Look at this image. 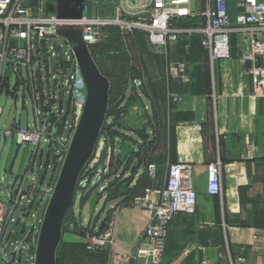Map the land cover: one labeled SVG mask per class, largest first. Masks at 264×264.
Instances as JSON below:
<instances>
[{"label":"crops","instance_id":"1","mask_svg":"<svg viewBox=\"0 0 264 264\" xmlns=\"http://www.w3.org/2000/svg\"><path fill=\"white\" fill-rule=\"evenodd\" d=\"M87 1L88 15L94 14V3ZM237 2L238 0H229L232 17L240 12ZM192 9L196 13L200 10L197 0L192 1ZM203 24L205 20L199 18L189 25ZM260 37L264 40V34ZM199 42V36H186L179 43L171 44L162 51L149 48L148 45L143 56L148 55L150 62L144 68L146 79L141 77L143 86L138 79L115 84L107 78L109 95L104 120V164L107 151L112 149L113 154L110 169L104 167V211H107V216L102 225L108 218H115L117 247L113 253L100 254L102 259L110 262L113 260L115 263L122 261L124 264L134 257L149 221L148 213L134 206L135 196L145 187L163 186L167 169L175 164L186 163L193 168L194 187L198 195L197 211L193 216H177L170 224L169 242L161 264H230L231 260L239 256H245L249 264H264V93L257 90L254 74L259 63L242 58V53L249 50V41L244 35L232 36L233 57L228 60L212 62L207 50ZM47 45L44 44V47ZM54 45L58 50V57L52 56L45 49L48 67L52 57L57 59V72L52 79H48V88L43 85L41 45L34 51L39 86L35 82L33 64L32 67H26L29 77L22 78L17 87L23 83L24 90H28L35 101L36 123L27 127L32 130L40 127L42 130L38 108L41 102L44 125L47 119L57 116L60 121L65 122V129L70 127L69 138L76 120L73 98L66 81L73 72L74 63L69 59V50L64 57L60 51L62 46ZM181 63L186 64L184 70L180 69ZM9 79L5 78L0 84V117L4 114L1 97L6 95L17 98V94L10 88ZM150 82L154 83V87ZM130 85L133 86V93L127 97L126 91ZM137 87L141 88L148 105L136 93ZM114 89L121 90L122 94L119 93L121 96L113 104ZM174 98H177V102L173 101ZM9 115L5 118L6 124ZM123 121L132 125L131 128H121ZM137 123H145L146 126L140 128ZM19 127L21 125L14 114L11 130ZM109 135L115 137V142L124 137L123 142L130 144L135 152L122 162L120 149L117 145L114 146L116 143L111 147L108 144ZM134 135L137 140H134ZM67 142L68 139L62 142L60 150L55 142V166L49 163L47 168V173L53 170L49 183L46 184L47 173L41 177L35 172L34 164L39 148H43L41 145L32 154L34 158L31 159L26 175L22 177V187L20 184L14 192L8 193V198L15 201V210L14 221L8 223L0 243V255L4 263L25 264L23 258L26 250V264H37L41 230L63 170V161L68 155H65ZM96 151L92 158L96 156ZM117 152L118 157H115ZM213 162L222 164L223 192L216 197L207 192V168ZM149 164L158 166L156 181L147 178ZM58 166L59 171H56ZM31 174L34 177L30 180ZM19 195H24L21 201L18 199ZM101 195L99 192L90 193L83 200L80 193L75 191L68 213L76 223H81L83 229L98 228L92 222L87 227L83 221L78 220L74 210L76 200L81 201L80 207L83 209L86 202L91 206L95 196H98L99 202ZM19 211L21 214L17 217ZM29 217L32 218V223L27 238L6 262L7 244L13 238L18 242L17 237L28 230ZM85 241L84 235H80L78 231L73 228L65 231L62 227L55 264H60L59 249L64 242L72 249L71 259H74V264L81 262L77 255Z\"/></svg>","mask_w":264,"mask_h":264},{"label":"built area","instance_id":"2","mask_svg":"<svg viewBox=\"0 0 264 264\" xmlns=\"http://www.w3.org/2000/svg\"><path fill=\"white\" fill-rule=\"evenodd\" d=\"M192 1L108 0L104 3V18L88 15L80 20H63L58 19L56 15L33 13L24 5V0H0V84L5 79L8 65H12L10 68L13 74L16 67H32L35 49L39 48L41 43L47 45L52 38H61L58 35L59 29L80 28L82 40L89 49L100 43L103 28H116L123 32H145L153 46L163 48L179 43L183 37L199 36L200 46L207 50L212 62L231 59L232 36L244 35L248 38L249 50L242 53V58L259 63L254 73L256 88L264 93V40L260 37L264 34V0H238L240 12L235 17L230 15L229 0H197L200 7L197 13L192 9ZM199 18H203L205 24H187ZM105 36L107 37L106 34ZM67 44L69 45L68 42ZM69 47V59L74 63V69L66 81V86L70 88L73 98L75 120L79 121L84 113L88 95L80 66L72 47ZM46 49L49 54L58 57L54 44H48ZM185 67V63L180 64L181 70ZM173 101L177 102V98ZM14 134L19 146L39 148L43 143L48 145L52 142V134L47 128L45 133L40 127L34 130L19 127L4 133L5 137ZM207 172L208 195L220 196L223 192L221 162L210 163ZM147 178L151 181L158 179L156 164L148 165ZM80 185L85 189L88 187L82 182ZM104 190L105 187L102 186L100 191ZM80 197L83 198L84 195L80 193ZM197 202L193 168L186 163L170 166L165 173L163 186L145 187L135 196L134 206L146 211L149 216L143 239L134 255L138 263L161 264L169 242L170 224L177 216L195 215ZM14 204L12 198L8 201L0 200V243L8 223L14 221ZM84 237L90 252L116 248L115 218H110L100 229L84 230ZM230 264L249 263L245 256H239L231 260Z\"/></svg>","mask_w":264,"mask_h":264},{"label":"rangeland","instance_id":"3","mask_svg":"<svg viewBox=\"0 0 264 264\" xmlns=\"http://www.w3.org/2000/svg\"><path fill=\"white\" fill-rule=\"evenodd\" d=\"M94 3V14H90V17L100 16L104 18V3L106 4L108 0H90V2ZM24 5L30 9L35 14H42L46 16L53 15L52 9L54 8L53 2L51 0H24ZM111 6V5H108ZM142 33L141 31L134 30L133 32H123L121 30H118L116 28L112 29H102V39L98 45L91 46L90 54L92 56L93 61L95 62L96 67L98 68L100 74L108 78L110 81L114 82H124L126 80H129L130 82L133 81H139L140 85L142 83V78L146 79V73L144 72L145 65H147V62H150V59L148 55L143 56L144 53H142L139 50V47L136 42V36L138 34ZM104 34L107 35V37H104ZM143 34L146 35L149 48H156L158 51L164 50L163 47H157L153 46L148 39V35L144 32ZM36 44V41H34ZM50 44H56L60 47L61 53L66 57L65 53L70 50L69 45L67 42L62 38H52L49 40ZM45 47L44 44L41 43V55H42V76L44 77L43 85L45 88H48V79H52V77L56 74V66H57V59L52 57L49 61V67L47 66L48 62L46 61L47 58L45 56ZM160 56V55H159ZM16 72H14L13 76L9 79L10 88L13 91V93L17 94L16 96H6L3 95L1 97V105L4 110L3 116L0 117V200L8 201V193L14 192L18 186L21 184L22 177L26 175L27 168L30 165L31 159L34 158V155L32 156L33 152L38 148H35L34 146L30 147V154L26 158L25 163L23 166H21L20 162L22 159V150L26 145L19 146L17 144V138L14 134L11 137H5L4 133L8 130H11L12 122H13V116L16 115L17 122L21 125V127H27L29 124H35L36 120V106L33 96L29 93L28 90H24L23 83L17 87L18 82L22 81V78L27 79L29 77V70L22 65L21 67H16ZM34 74H35V82L39 86L40 80L38 77V66L34 64L33 67ZM122 91L118 89H114L112 91V103L114 104L121 96L119 94ZM133 93V86L130 85L127 88L126 94L127 97H130ZM136 93L142 97V102L146 105H148L147 99L142 92L140 87H137ZM1 95V92H0ZM38 98L40 99V93L38 92ZM117 99V100H116ZM25 103V106H24ZM114 106V105H113ZM38 108L40 110V123L43 132H46V127L44 125V110L42 107L41 102L38 105ZM113 108V107H112ZM10 114V115H9ZM9 115V120L7 121V124L5 123L6 116ZM71 122V119H70ZM79 121L74 122V127L70 133L69 138V131L70 127L67 126L64 134L60 138H54L53 133L51 136V143L46 145L44 148H39V153L35 160V172L36 174H40L41 177L45 176L47 173L48 164H52V166H55L54 156H55V142L58 144V150L61 149L62 142L68 139V145L65 147V155H67L70 151V147L72 145V142L75 138V134L77 130V127L79 125ZM138 124V123H137ZM122 127L124 129L131 128L129 124H126V121L121 122ZM139 125V124H138ZM146 124L143 123L142 125H139L140 128L145 127ZM104 128L105 123L103 121L100 129V135L98 137V140L96 142V145L94 147V152L96 151V156L91 162L90 160L87 162L84 169L81 171L80 180L77 183L76 190L78 193L83 194L85 197L87 194L90 193H97L101 195V198L99 199L97 209L95 211L94 216H91L90 214V203H85L83 209H81L80 200L77 199L74 205V210L76 213V217L79 221H83L85 223V226H89L91 222L93 224L97 225V228L99 229L102 223H104V219L107 216V211H104V206L106 203V200L104 198V191L101 192L100 188L104 187V180L106 176L104 177V167H107L110 169L111 162H112V149H109L107 151V157H105V164H104V150L106 149L105 141H104ZM124 136V135H121ZM134 140H137V137L133 136ZM50 139V138H49ZM124 139V137H122ZM121 138L119 140L122 141ZM108 144L111 147L113 143H116L114 146H118V141L115 142V137L112 135H109L108 138ZM72 141V142H71ZM54 142V143H53ZM118 148V147H117ZM93 152V154H94ZM118 152L115 153V157H118ZM66 159L63 161L65 164ZM91 164V165H89ZM89 165V166H88ZM98 165V168H97ZM42 166V167H41ZM59 166L56 171H59ZM53 175V170H49L46 176V184L51 181V177ZM34 177V175H30L29 179ZM86 184L88 187L87 189L82 188L80 183ZM22 187V184L20 185ZM24 195H19V201L23 199ZM21 199V200H20ZM83 200L85 198H82ZM14 201V200H13ZM15 202V201H14ZM83 202V201H82ZM81 210H84L81 212ZM21 212H17V217ZM26 219V218H25ZM110 219V218H108ZM28 221V230L23 233V235L18 238V242H15V239H11L9 243L6 246V252L8 254V257L6 258V262L10 260L12 257L13 252L16 250L17 247L20 246V243L24 241L28 234L29 229L31 228L32 218L29 217ZM13 227V226H12ZM11 227V229H12ZM63 227L65 231H69L70 228L74 231H78L80 235H84V230L81 227V223L78 224L75 222L74 217H72L71 214L67 213L64 220H63ZM21 227L17 229L18 232H20ZM89 231V230H88ZM93 231V230H91ZM77 233V232H76ZM19 235V234H18ZM17 236V235H16ZM1 250V248H0ZM104 250L97 251V252H90L87 250L86 244L84 243V246L81 247V250L78 251V264H123L122 261H118V263H115V261H108L105 259H102L100 257V254H104ZM106 252H114V249L108 250ZM72 249L68 247L67 243L64 242L59 249V261L60 264H74V259L72 261ZM112 255V254H111ZM27 257H28V251L25 250L23 261L26 264L27 263ZM0 263L6 264L1 258L0 255ZM124 264H140L138 261L132 257L128 261H125Z\"/></svg>","mask_w":264,"mask_h":264},{"label":"water","instance_id":"4","mask_svg":"<svg viewBox=\"0 0 264 264\" xmlns=\"http://www.w3.org/2000/svg\"><path fill=\"white\" fill-rule=\"evenodd\" d=\"M88 10L87 0H55V6L52 9L56 17L63 20H80L88 16ZM58 35L67 40L73 49L86 83L88 97L84 113L80 119L75 138L43 222L37 264H55V253L62 234L63 220L73 204L81 171L93 156L101 125L105 120L109 95V81L100 74L96 67L90 50L82 40L81 29H59ZM11 66L8 65L5 70L4 77L6 79L11 78L13 75ZM45 127L51 133L54 132V138H60L64 133L65 122L60 121L57 116H53L46 120ZM42 146L44 148L45 143ZM118 147L122 162L135 152L130 144L122 141L118 142ZM29 154L30 147H24L21 165L25 163ZM97 203L98 196H95L90 206L91 215L94 214Z\"/></svg>","mask_w":264,"mask_h":264},{"label":"trees","instance_id":"5","mask_svg":"<svg viewBox=\"0 0 264 264\" xmlns=\"http://www.w3.org/2000/svg\"><path fill=\"white\" fill-rule=\"evenodd\" d=\"M188 25L190 24L189 22L187 23ZM144 32L138 34L136 36V42H137V45L139 47V50L144 53L146 48L148 47V41H147V38H146V35L143 34ZM200 44V43H199ZM150 84L152 85V87H154V83L150 82ZM105 129V128H104ZM105 131V130H104ZM105 134V133H104ZM106 252V251H105Z\"/></svg>","mask_w":264,"mask_h":264},{"label":"flooded vegetation","instance_id":"6","mask_svg":"<svg viewBox=\"0 0 264 264\" xmlns=\"http://www.w3.org/2000/svg\"><path fill=\"white\" fill-rule=\"evenodd\" d=\"M51 2L55 3V0H51Z\"/></svg>","mask_w":264,"mask_h":264}]
</instances>
